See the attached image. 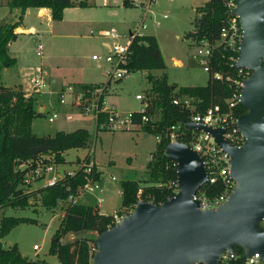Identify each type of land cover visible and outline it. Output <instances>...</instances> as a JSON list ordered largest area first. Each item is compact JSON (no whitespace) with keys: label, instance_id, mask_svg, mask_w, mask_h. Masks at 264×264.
<instances>
[{"label":"trees","instance_id":"1","mask_svg":"<svg viewBox=\"0 0 264 264\" xmlns=\"http://www.w3.org/2000/svg\"><path fill=\"white\" fill-rule=\"evenodd\" d=\"M225 0H205L194 7L192 22L194 29L184 34L191 42L204 40L214 43L218 38L223 20L226 17ZM83 1L74 0H9L10 9L17 8V20L0 23V70L13 64L14 60L7 54V45L14 40V29L19 25L22 12L27 7H46L50 10L53 20H60L62 10L66 7L84 6ZM130 54L125 65L130 71L163 69L165 67L156 39L152 35H134L129 44ZM207 79L204 85L178 86L166 81L164 74L159 76L146 74L149 84L147 89L149 102L141 111H132L131 122L144 133L161 136L170 124L187 119L188 110L172 103V98L185 95L192 99L193 110L202 111L207 106L218 104L224 107V101L231 95L233 83L228 76L235 78L236 69L224 63L225 52L221 45L211 50ZM215 71L222 73V79H215L211 74ZM250 73V72H249ZM117 79L115 81H119ZM108 82V81H107ZM102 83V82H100ZM98 84V83H97ZM96 84H82L81 88H89ZM245 109L239 103L235 114L240 115ZM158 114L151 123H140L141 114ZM36 112L32 105V98L24 97L19 88H8L0 85V209L23 208L28 205L29 198L36 196L40 205L49 209L58 201L65 200L69 195L76 194L78 186L84 182V174L76 170L72 175L63 174L54 185H43L36 188L23 186V176L37 161L42 163H62V153L70 148H87L90 133L87 129L77 127L70 131L57 130L52 135L37 136L30 130V123ZM102 115L99 116V120ZM155 143L154 150L149 153L147 160V176L149 181L156 182L155 186H145L140 189L134 180L120 182V205L132 208L137 200L136 193L140 190V199L161 203L171 192L169 182L176 181L174 162L169 160L163 148L167 144L164 137ZM43 145L44 150L36 154L31 148ZM95 166V165H94ZM96 168V167H95ZM95 172V177L98 176ZM207 197L220 191V184L206 183L200 187ZM28 217H0V239L6 231L18 222H34ZM111 216L100 214L95 206L68 202L64 213L50 238L48 251L53 253L59 264H90L95 248V238L92 235H81L83 232H95L96 235L111 226ZM71 233L72 240L62 242L64 235ZM238 254L220 264H248L240 260L242 253L237 247ZM0 264H47L42 259L28 260L22 256L15 245L4 247L0 241Z\"/></svg>","mask_w":264,"mask_h":264},{"label":"rangeland","instance_id":"2","mask_svg":"<svg viewBox=\"0 0 264 264\" xmlns=\"http://www.w3.org/2000/svg\"><path fill=\"white\" fill-rule=\"evenodd\" d=\"M137 4L125 5L123 10L111 20L104 21L100 28L93 25L82 26L80 30H64L62 25L57 28H45L37 43L41 45L42 55L34 54L33 47L24 38L28 48L26 56L29 66L38 65L43 61L49 77L46 86L39 92H33L32 105L36 112L38 107H43V112L32 118L31 132L37 135L53 133L58 126L67 130L84 127L90 133V141L87 148H70L63 152V162L55 163L57 175L75 168L76 161L81 159L89 149H92V157L100 170L98 177V189L85 192L72 200L58 201L53 207L45 209L40 205L36 196L29 198L28 205L23 208H2L1 216L28 217L34 222H18L10 226L3 235L1 241L4 247L15 245L19 253L28 260L42 259L47 264H59L56 256L48 251L50 238L61 219L62 212L68 202L96 206L100 198L97 210L100 214L109 215L111 211H123L120 205L118 189L122 180H134L140 189L145 186H155L156 182L149 181L147 176L148 155L154 150L156 138L147 133L142 137L138 127L130 126L128 129L109 131L97 129L89 116L71 120L61 118L48 122L47 117L52 112L62 116L65 106L58 104L56 93L63 85H72L70 82L76 79L90 82H104L107 78L105 70L108 64L103 59L94 60L92 55H103L106 49L100 42L105 40L101 34L105 30L113 29L122 34L136 30L137 18L143 14L144 4L148 0H136ZM148 11L145 14V29L140 32H151L157 40L165 68L163 72L152 70L153 74L165 75L169 84L178 86L204 85L207 73L193 57L195 46L191 39L184 34L194 29L193 1L192 0H149ZM48 32V33H47ZM77 34V35H72ZM36 46V44H35ZM34 46V47H35ZM30 72L29 69L24 70ZM14 69L10 68L2 73V82L10 83L13 80ZM146 72L143 70L130 71L119 81L111 79L105 92L104 100L108 106H113L121 116H126L132 109H140L141 102L134 98L135 94H146L148 82ZM1 76V73H0ZM25 80L27 76L23 77ZM69 82V83H68ZM31 97V96H30ZM72 111V109H69ZM50 174L32 183V188L44 185ZM113 177V180L111 179ZM132 210V208L130 209ZM64 213V212H63ZM83 235L96 237L95 232H83ZM73 234H66L61 241L72 240ZM37 245L34 251L32 245Z\"/></svg>","mask_w":264,"mask_h":264},{"label":"water","instance_id":"3","mask_svg":"<svg viewBox=\"0 0 264 264\" xmlns=\"http://www.w3.org/2000/svg\"><path fill=\"white\" fill-rule=\"evenodd\" d=\"M230 13L241 28L236 67L250 73L244 79L237 117L243 137L233 147L221 129L193 122L188 128L209 132L229 155L234 187L215 208L201 209L191 198L205 182L201 158L186 144L168 142L163 152L174 162L177 191L159 204L137 200L120 221L95 237L90 264H219L224 252L240 260L254 254L264 263V0H235ZM43 145L31 148L34 155Z\"/></svg>","mask_w":264,"mask_h":264},{"label":"built area","instance_id":"4","mask_svg":"<svg viewBox=\"0 0 264 264\" xmlns=\"http://www.w3.org/2000/svg\"><path fill=\"white\" fill-rule=\"evenodd\" d=\"M148 1L144 4L145 8L143 14L139 15L137 18L136 30L131 31L126 35L124 33L120 34L113 29H109L101 34V36L107 41L106 51L101 56L92 55L91 58L94 60L103 59V61L108 64V68L104 71L107 76L106 80L89 88H76L72 85H65L56 93L58 104L74 110L72 112H65V119L69 120L74 118V113L78 114L80 117L87 115L97 129H106L109 131L123 130L128 129L130 126H134L131 122L132 112H127L126 116H121L117 110L106 104L104 94L107 91L108 83L111 79H121L130 72L125 65L130 54L129 44L134 35H142L140 31L145 28L144 18L145 11H147L148 8ZM224 6L226 8V17L221 25L218 38L211 44L204 40L194 42L195 52L193 57L202 66V70L208 73L211 50L213 47L221 45L222 50L225 52L224 63L228 67H234L236 69L235 78L231 79L229 75L224 76V78L230 79L233 83L231 95L224 101L223 108L218 104H213L207 106L202 111H194L192 99L185 95L173 97V104L180 106L182 109L188 110L187 119L184 122L176 121L170 124L164 129L161 136H155L156 142L160 139L159 137H164L168 142L179 141L189 146L202 160L206 175L203 185L215 182L220 184V191L213 196L207 197L204 191L200 190L201 188H198L191 196L192 199L198 202L201 209L215 208L219 205L232 191L235 183L229 173V155L221 149L209 132H206L203 129L188 128L185 126V123L193 122L200 124L203 127H208L209 129L219 128L222 131V139L233 147H240L244 140L237 127V117L239 115L235 114V108L237 104H239L238 98L243 86V81L249 75V71L243 67L235 66L239 41L241 38L239 21L236 16L230 13L235 7V0H225ZM41 48V45L37 43L35 46V54L39 58L42 55ZM45 74V70L41 65L34 67L30 79L31 92H39L42 90L45 86ZM211 76L215 79H222V73L218 71L213 72ZM24 97H28V95L24 94ZM134 97L141 102L142 106L140 111L142 112L149 102L148 93L143 95L136 94ZM100 115H102L101 120H99ZM57 118L58 113L52 112L47 117V120L51 122ZM156 118V114L148 115L143 113L140 116V123H151L154 122ZM87 152L88 153H85L81 159L76 161L75 168L63 172V174L66 173L72 175L76 170H81L84 174V182L77 187L76 194L67 197L68 200L76 199V197L85 192L94 191L95 189H98V191L100 190L97 183L99 175L95 177V172H97V170L94 166L95 163L91 155L92 149H89ZM45 174H50L44 184L48 186L54 185L57 179L63 175H57V167L55 166V163H42L39 160L35 163L34 167H31L24 174L23 186H31L32 183L44 177ZM168 186L171 187V192L175 194L177 191V181L169 182ZM174 194L165 196V200H169ZM136 198L137 200H141L140 190L136 193ZM130 209L131 208L124 209L123 211H112L109 214L111 216V226L118 223L121 218L126 216L131 211ZM260 225L264 227V219ZM32 249L36 251L38 246L34 244L32 245ZM233 256H235V254L224 252L220 256L219 264ZM245 262L248 264H264L257 254L247 258Z\"/></svg>","mask_w":264,"mask_h":264},{"label":"crops","instance_id":"5","mask_svg":"<svg viewBox=\"0 0 264 264\" xmlns=\"http://www.w3.org/2000/svg\"><path fill=\"white\" fill-rule=\"evenodd\" d=\"M74 1H76V2L77 1H83L85 3V5L84 6H72V7L64 8L62 10V15H61L60 20L51 19L50 10L46 7H27L22 12L20 23L14 29V32L16 33V37L14 40L10 41L7 45V54L9 57H11L14 60V62L10 66L1 68V70H0V73H1L0 85H2L4 87H8V88H19L21 91H23V94L28 95V97L31 96V98H32L33 92H31V90H30V85H31L30 79H31L32 74H33V69L37 65L29 66L27 64V61L29 58H27L26 52H28L27 51L28 48L25 45L24 38L27 37V40L30 43V45H32L33 51L35 54V47L34 46L39 41L41 33L43 31H45V28L53 29V28H57L59 25H62L64 30H69V29L73 30L74 29V31L75 30L78 31L81 29L82 26H86V25H93L94 27L100 28L103 25L102 23L104 21H107L108 19L111 20L112 17H116L117 15H119V13H121V11L123 10V7L125 5H130V4L136 5L137 4L136 0H74ZM192 1H193L192 10H193V16H194V7L200 5L205 0H192ZM8 2H9V0H0V23H2L4 21H7V22L14 21V20H17V18H18L19 10L17 8L10 9L8 6ZM142 11L144 12L143 9H142ZM147 11H148V8H147ZM147 11H145V14L147 13ZM144 29H142V30H144ZM150 33L151 32H148V31L141 32L142 35L154 36L153 34H150ZM72 35H77V34H72ZM106 42H107L106 39L102 40L100 42L102 47H104L105 49H106ZM156 42H157V40H156ZM38 63H39L38 65H41L43 67V69L45 70L46 74H45L44 80H45V86H46V83H47L46 80L49 77V73L46 70V67L44 66L45 63H43L42 60L39 61ZM10 68L14 69V72H15V74H13V80H11L10 83H7V82L3 83L2 80H4V79L2 77V73L6 72V70H8ZM25 69H29L30 72L25 73L24 72ZM163 69H151L149 71H145V70H143V71H145L146 73L153 74L151 72L152 70H157V71L163 72ZM153 75L159 76L158 74H153ZM24 76L25 77L27 76L28 78L23 80ZM70 83L72 84L73 87L77 88V87H81L82 84L92 85V84H97L100 82H90V81H86V80L76 79V80L71 81ZM62 87H63V85L60 88H62ZM111 107H113V106H111ZM64 108H65L64 113L67 111H70L69 110L70 108H68V107H64ZM72 111H74V110L72 109ZM132 111H140V109H132V110L126 111V112H132ZM38 112L42 113L43 107L39 106ZM64 113H62V116H60V114L58 113L57 119L61 118L62 120H67L64 118ZM75 116H77V118H83L84 117V116L80 117V116H78V114L74 113V117ZM156 117H158V114H156ZM69 120H71V119H69ZM51 122H53V121H51ZM82 128H84V127H82ZM57 130L69 131L65 128H62L61 126H58L55 131H57ZM53 133H47V134L52 135ZM141 133H142V137H146L147 133H144L142 131H141ZM47 134H43V135H47ZM35 135H37V134H35ZM43 135H37V136H43ZM95 167H96V170L99 173L98 175L100 177V170L98 169L96 163H95ZM111 179L113 180V178H111ZM30 188H32V185L30 186ZM34 188H36V187H34ZM97 192L101 193L102 188L100 187V190ZM118 194L120 196V188L118 189ZM100 202H101V199L98 198L97 204L95 206L96 208L98 207ZM73 203H76L75 200L73 201ZM63 212H62V215H63ZM62 215H61V217H62ZM68 234H71V233H68ZM1 239H0V241H1ZM1 243H2V241H1Z\"/></svg>","mask_w":264,"mask_h":264}]
</instances>
